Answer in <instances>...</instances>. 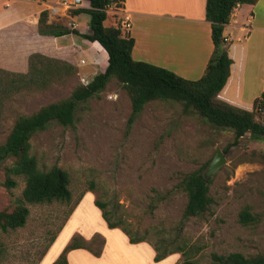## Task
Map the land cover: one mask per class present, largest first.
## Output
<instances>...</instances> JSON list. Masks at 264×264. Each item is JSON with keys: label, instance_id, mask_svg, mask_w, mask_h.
I'll return each mask as SVG.
<instances>
[{"label": "rangeland", "instance_id": "obj_1", "mask_svg": "<svg viewBox=\"0 0 264 264\" xmlns=\"http://www.w3.org/2000/svg\"><path fill=\"white\" fill-rule=\"evenodd\" d=\"M103 24L113 25L108 14ZM8 44V39L2 42L4 52ZM95 45L102 55L94 65L98 72L105 66L106 54ZM83 58L87 60V54H81L74 71L66 75L49 71L24 77L0 68V143L18 114L67 97L75 84L90 79L93 69ZM129 112L126 92L110 79L102 91L78 104L71 126L52 122L31 135L30 153L39 168L54 165L65 170L71 197L68 202L27 204L24 225L0 232L4 246L0 264H35L58 226L36 264H50L72 235L89 241L95 233L106 244L108 264H147L117 229L105 225L93 198L114 210L131 235L158 245L160 252L177 246L190 249L188 259L193 264H217L211 254L264 253V141L244 133L230 144V129L209 126L198 114L183 112L182 104L174 100L145 103L127 126ZM215 147L225 162L210 177V210L182 219L186 196L176 183L184 172L197 168L203 172ZM9 162L0 163V208L7 209L20 199L23 186L20 177H15L12 188L1 184L3 166ZM246 205L250 219L244 223L239 212ZM173 253L177 255L173 264H182L183 255Z\"/></svg>", "mask_w": 264, "mask_h": 264}, {"label": "trees", "instance_id": "obj_2", "mask_svg": "<svg viewBox=\"0 0 264 264\" xmlns=\"http://www.w3.org/2000/svg\"><path fill=\"white\" fill-rule=\"evenodd\" d=\"M86 1L88 7L68 9L71 15L84 13L88 16V32L85 33H80L74 28H68L57 22L46 23L47 11L41 10L38 13L37 32L39 34L59 36L73 33L88 41H95L105 51L106 63L103 70L94 73L86 83L75 84L67 97L48 102L28 114H18L14 118L8 133L0 143V163L10 159V162L3 166L4 177L1 184L7 189L12 188L16 185L15 177H20L23 186L20 199L11 208H0V232L2 233L24 225L29 213L27 204L68 202L70 200L67 172L54 165L47 169L39 168L35 157L30 153V137L35 132L44 130L52 122L62 126H71L76 118L75 110L78 104L102 91L110 79H114L124 89L129 99L130 112L126 120L127 126L132 124L145 103L152 100H174L182 104L183 112L190 111L198 114L209 126L230 129L232 131L230 144H236L244 133L264 141V125L254 120L256 115L254 109L258 98L253 100L249 110L217 98V93L225 83L231 63L226 46L222 42V27L228 21L232 7L240 3L253 4L256 0H205L204 17L210 25L212 51L203 73L197 79H186L166 68L132 59L133 38L129 34L122 33L115 25L103 24L106 17L104 8L110 0ZM27 64L26 73H14L24 77L31 73L44 75L50 73L49 71L66 75L75 68L63 60L49 58L39 53L30 54ZM260 97L264 101V93H261ZM261 158L264 161V156L261 155ZM210 179V177L203 179L201 168L180 175L176 186L186 196L181 214L182 219L201 216L209 212L212 203L209 195ZM87 190L91 191L92 186L90 185ZM78 200L79 198L73 206ZM92 202L99 209L100 216L108 228H119L129 243L145 241L143 237L131 235L122 225V219L114 216L115 211L105 208V203L96 198H93ZM72 208L68 211V215ZM248 209L246 205L240 210L241 222L245 223L250 219ZM60 228L61 226H58L57 231L50 236L37 262L53 242ZM93 244L97 246L94 249L91 246ZM102 245L103 239L99 234H93L89 241L79 234H74L50 264H67V252L75 248L87 249L94 256H98ZM152 248L155 252L153 261L169 253L180 252L184 257L182 264H193L188 259L190 249L183 250V247L177 246L160 252V247L156 244H153ZM3 251L4 246L0 240V260ZM211 259L217 264H264V253L245 256L233 251L226 254H211Z\"/></svg>", "mask_w": 264, "mask_h": 264}, {"label": "crops", "instance_id": "obj_3", "mask_svg": "<svg viewBox=\"0 0 264 264\" xmlns=\"http://www.w3.org/2000/svg\"><path fill=\"white\" fill-rule=\"evenodd\" d=\"M120 1L131 18L128 34L133 38L132 59L166 68L186 79L201 76L212 51L210 25L204 17L205 0ZM72 7H88V2L72 6L70 0H0V68L25 73L32 53L77 66L80 55L85 53L87 67L96 73L94 65L98 56L102 57L95 47L97 42L73 33L51 36L37 32L41 10L47 11L46 23L57 22L80 33L88 32V16L69 14ZM222 36L227 38L225 46L231 63L217 98L249 110L253 100L264 93V0L232 7ZM5 39L9 41L6 52L2 45ZM112 229L127 240L119 228ZM126 245L144 255L147 264H173L176 260L177 255L169 253L153 261L155 252L146 241ZM106 257L104 242L98 256L83 248L66 254L67 264H108Z\"/></svg>", "mask_w": 264, "mask_h": 264}, {"label": "built area", "instance_id": "obj_4", "mask_svg": "<svg viewBox=\"0 0 264 264\" xmlns=\"http://www.w3.org/2000/svg\"><path fill=\"white\" fill-rule=\"evenodd\" d=\"M83 0H70L72 6H79ZM237 5V4H236ZM104 11L112 18V24L117 26L122 33L128 34L131 29V18L128 11H126L120 0H110L105 6ZM223 44H226L227 38L222 36ZM83 61V60H80ZM255 119L258 123L264 125V101L261 97L258 98L255 106Z\"/></svg>", "mask_w": 264, "mask_h": 264}, {"label": "water", "instance_id": "obj_5", "mask_svg": "<svg viewBox=\"0 0 264 264\" xmlns=\"http://www.w3.org/2000/svg\"><path fill=\"white\" fill-rule=\"evenodd\" d=\"M224 162V155L222 154L219 147H215L212 157L209 159L202 172L203 179L211 177L215 172L219 170V168L224 164Z\"/></svg>", "mask_w": 264, "mask_h": 264}]
</instances>
